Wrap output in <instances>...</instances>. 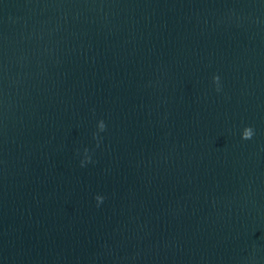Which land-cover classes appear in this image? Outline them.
Returning <instances> with one entry per match:
<instances>
[{
  "label": "water",
  "instance_id": "1",
  "mask_svg": "<svg viewBox=\"0 0 264 264\" xmlns=\"http://www.w3.org/2000/svg\"><path fill=\"white\" fill-rule=\"evenodd\" d=\"M0 264H264V0H0Z\"/></svg>",
  "mask_w": 264,
  "mask_h": 264
},
{
  "label": "clouds",
  "instance_id": "2",
  "mask_svg": "<svg viewBox=\"0 0 264 264\" xmlns=\"http://www.w3.org/2000/svg\"><path fill=\"white\" fill-rule=\"evenodd\" d=\"M219 79H220L219 76H214L213 77L214 83L219 85ZM217 91H219V86H217ZM253 134H254V132H253V129L251 127H245L243 132H242V139H251ZM85 150L87 151V149H85ZM83 163L84 162L82 161V165H83ZM96 200H97V202L99 204L100 202H102L103 197L97 196Z\"/></svg>",
  "mask_w": 264,
  "mask_h": 264
}]
</instances>
